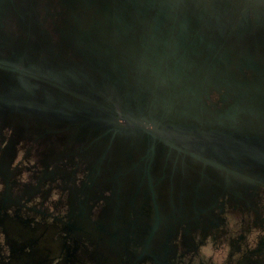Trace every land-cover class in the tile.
Here are the masks:
<instances>
[{
	"label": "flooded vegetation",
	"instance_id": "1",
	"mask_svg": "<svg viewBox=\"0 0 264 264\" xmlns=\"http://www.w3.org/2000/svg\"><path fill=\"white\" fill-rule=\"evenodd\" d=\"M231 13L188 35L211 46L178 76L163 70L155 94L132 72L111 94L64 91L90 111L106 94L124 99L108 114L11 108L9 90L45 79L5 69L0 54V264H197L209 237L229 243L224 264H264V234L248 243L264 229V0Z\"/></svg>",
	"mask_w": 264,
	"mask_h": 264
},
{
	"label": "water",
	"instance_id": "2",
	"mask_svg": "<svg viewBox=\"0 0 264 264\" xmlns=\"http://www.w3.org/2000/svg\"><path fill=\"white\" fill-rule=\"evenodd\" d=\"M242 1L0 0V20L14 22L3 32L4 52L0 50V54L5 55L4 68L45 79H29L28 87L9 90L10 107L25 104L29 107L25 112L31 113L43 112L44 107L43 113L49 116L108 114L125 107L124 99L113 102L106 94L107 104L98 103L90 111L64 91L82 99L94 96L93 90L111 94L129 83L125 72H132L138 83L144 82L155 94L168 85L170 73L163 74V70L174 71L176 77L190 54L211 46L209 41L190 40L188 35L233 18L231 11H237ZM244 1L247 7L258 2ZM51 84L60 90L48 88ZM41 91L48 92L45 99ZM121 117L128 122L127 116Z\"/></svg>",
	"mask_w": 264,
	"mask_h": 264
},
{
	"label": "clouds",
	"instance_id": "3",
	"mask_svg": "<svg viewBox=\"0 0 264 264\" xmlns=\"http://www.w3.org/2000/svg\"><path fill=\"white\" fill-rule=\"evenodd\" d=\"M23 151L20 153V157H23ZM18 158V159H19ZM27 173L24 174V179H27ZM3 185H0V188H2ZM58 196V193H53V199H55ZM228 220H229V225L232 228V233L231 235H236L239 231V229L242 227L240 220L237 216L233 215L230 211L226 213ZM264 234V229H259V228H253L252 231L248 234V243L251 247H255L257 243V239L259 235ZM199 239V237H198ZM3 240V234L0 233V241ZM230 249V245L225 240L219 248L214 247V242L211 237L208 238L207 242L201 246L200 249V256L196 258L197 264H199V261L201 258L204 260H208L209 257L213 258L214 264H224L228 257V252ZM241 253H236V256L239 257Z\"/></svg>",
	"mask_w": 264,
	"mask_h": 264
}]
</instances>
